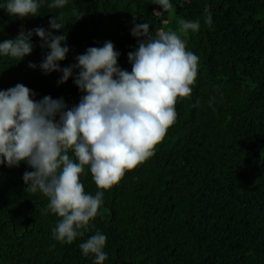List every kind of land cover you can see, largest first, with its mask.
<instances>
[{"label": "trees", "instance_id": "1", "mask_svg": "<svg viewBox=\"0 0 264 264\" xmlns=\"http://www.w3.org/2000/svg\"><path fill=\"white\" fill-rule=\"evenodd\" d=\"M171 3L165 11L155 0H69L63 8L45 3L39 16L23 19L0 9V42L60 17L64 27L52 31L65 34L70 48L61 67L111 41L118 64L131 71L127 54L145 39L131 35L134 22L149 23L152 36L177 32L199 57L193 91L177 98V119L152 157L107 190L85 166V191H103L104 203L73 243L54 238L61 218L45 214L48 198L27 191L22 177L32 169L0 165V264H94L79 244L96 231L107 236L104 264H264V0ZM182 20L200 28L182 33ZM32 43L21 61L0 57V90L22 83L37 100L50 95L69 108L78 104L83 93L72 77L58 85L62 73L28 67L50 51L35 34Z\"/></svg>", "mask_w": 264, "mask_h": 264}, {"label": "clouds", "instance_id": "2", "mask_svg": "<svg viewBox=\"0 0 264 264\" xmlns=\"http://www.w3.org/2000/svg\"><path fill=\"white\" fill-rule=\"evenodd\" d=\"M69 0H3L0 9L17 18L39 16L45 3L63 8ZM162 10L173 9L171 0H155ZM206 23L211 25L210 11ZM60 17L49 18V26L22 29L14 38L0 42V57L19 61L31 54L35 34L48 51L37 65L28 67L43 74L60 72L57 84L70 77L83 95L68 107L63 97L45 95L36 99L34 90L22 83L0 90V165L19 167L26 163L23 181L30 193L48 198L50 211L61 219L53 236L71 244L89 231L90 221L104 203V192L85 191L81 175L92 174L98 189H110L126 170L152 157L177 119L178 97H188L196 81L199 57L186 50L185 39L175 31L149 32V23H135L133 37H145L130 51L131 71L118 64L121 53L111 41L102 47H88L75 57V63L61 67L70 51L65 34L52 30L64 27ZM200 28L196 21L182 20L180 30ZM71 151L72 155H69ZM107 236L96 231L79 244L82 254H94V264H104Z\"/></svg>", "mask_w": 264, "mask_h": 264}]
</instances>
